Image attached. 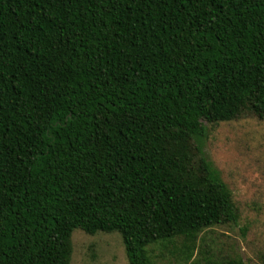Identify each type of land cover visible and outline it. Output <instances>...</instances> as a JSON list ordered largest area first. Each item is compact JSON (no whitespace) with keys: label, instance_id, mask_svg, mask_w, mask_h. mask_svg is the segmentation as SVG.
I'll use <instances>...</instances> for the list:
<instances>
[{"label":"trees","instance_id":"trees-1","mask_svg":"<svg viewBox=\"0 0 264 264\" xmlns=\"http://www.w3.org/2000/svg\"><path fill=\"white\" fill-rule=\"evenodd\" d=\"M246 116L264 0H0V264H70L76 228L190 260L238 221L205 140Z\"/></svg>","mask_w":264,"mask_h":264},{"label":"rangeland","instance_id":"rangeland-1","mask_svg":"<svg viewBox=\"0 0 264 264\" xmlns=\"http://www.w3.org/2000/svg\"><path fill=\"white\" fill-rule=\"evenodd\" d=\"M205 150L233 193L238 221L203 231L188 261L153 246L155 262L205 264L208 256L239 255L246 263H264V120L246 116L214 125L205 140ZM72 242L70 264H129L122 237L116 231L90 234L76 228Z\"/></svg>","mask_w":264,"mask_h":264}]
</instances>
